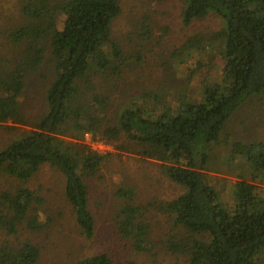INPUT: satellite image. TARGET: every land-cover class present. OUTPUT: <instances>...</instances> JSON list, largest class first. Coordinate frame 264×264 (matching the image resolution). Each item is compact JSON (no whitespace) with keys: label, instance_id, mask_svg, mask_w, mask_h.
<instances>
[{"label":"trees","instance_id":"trees-1","mask_svg":"<svg viewBox=\"0 0 264 264\" xmlns=\"http://www.w3.org/2000/svg\"><path fill=\"white\" fill-rule=\"evenodd\" d=\"M20 1L22 24L4 33L0 50V125L9 122L29 130L0 150V174L19 182L0 194V264H35L39 258L37 245L16 237L24 231L43 233L51 225L44 216V198L25 186L42 165L62 174L75 221L84 237L93 236L85 179L99 173L106 153L84 143L85 134L111 147L125 138L138 147L132 152L161 162L168 178L184 189L163 211L182 229L170 246L187 264H264V197L251 182L264 181V142L231 141L227 132L238 101L264 87V0H181L184 25L210 15L220 22L218 30L189 38L178 48L192 51L203 42L217 50L223 66L219 78L196 96L185 86L168 99L154 91L129 95L114 114L109 113L110 97L92 95V79L117 86L131 68V57L112 35L119 0ZM134 29L126 41L141 65L143 45L152 37L150 15L143 14ZM46 54L52 69L47 109L29 122L20 99ZM222 147L229 151L227 168L249 171L247 180L240 175L233 185L227 208L203 177ZM134 194L128 186L117 190L124 204L114 223L121 241L148 253L150 228L142 221L146 207L133 205ZM76 264L114 263L100 253Z\"/></svg>","mask_w":264,"mask_h":264},{"label":"rangeland","instance_id":"rangeland-1","mask_svg":"<svg viewBox=\"0 0 264 264\" xmlns=\"http://www.w3.org/2000/svg\"><path fill=\"white\" fill-rule=\"evenodd\" d=\"M183 6L181 0H119L120 14L112 22V35L120 42L125 54L131 57V68L120 76L117 86L114 83L105 86L99 79H92V95L110 97V114H114L129 95L154 91L160 99H168L170 93L185 86L190 96H196V92L202 93L205 87L219 78L223 66L217 50L210 51L203 42L192 51H178V48L189 38H200V35L218 30L220 22L210 15L184 25L181 18ZM20 9V0H0V50L4 47V33L22 24ZM143 14L150 15L152 37L143 45L146 57L139 65L130 54L133 49L126 41V35L135 31V21ZM62 21L63 17H58L59 29L62 28ZM131 40L134 41L135 37L132 36ZM163 63L167 76L162 73ZM51 81L52 69L46 54L41 68L26 81V89L20 99L23 117L29 122L46 111L45 94ZM6 127H15V130L10 131ZM26 130H29L28 126L9 122L0 125V150ZM227 132L231 141L264 142V87L238 101ZM83 142L101 154L106 153L99 173L85 179L94 234L89 239L82 235L64 194L65 179L62 174L48 165H42L25 186L44 198V216L51 219V225L43 233L24 231L16 237L19 241L29 240L38 246L39 258L35 264H76L100 253L108 254L114 264H187L186 259L173 252L170 246L182 229L176 225L173 215L163 211L165 203L178 198L184 189L168 178L163 164L136 155L132 151L138 147L125 138L111 147L85 134ZM218 151L216 154L220 153V158L211 161V165L208 162L203 177L227 208L233 185L240 175L247 180L249 171L243 166L227 168L225 164L229 151H224L223 147ZM251 182L257 185L264 197V181L256 179ZM18 184L15 179L0 174V194L13 191ZM121 186L133 188L134 206L146 207L142 221L150 228L152 249L148 253L137 252L130 242L121 241L117 235L114 220L124 200L119 199L116 192ZM41 219L45 221L44 217Z\"/></svg>","mask_w":264,"mask_h":264}]
</instances>
